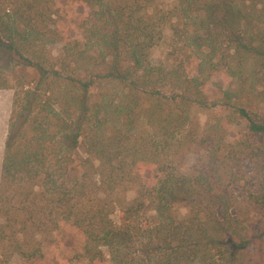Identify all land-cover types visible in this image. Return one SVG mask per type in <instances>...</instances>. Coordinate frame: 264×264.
I'll use <instances>...</instances> for the list:
<instances>
[{
    "label": "trees",
    "instance_id": "obj_1",
    "mask_svg": "<svg viewBox=\"0 0 264 264\" xmlns=\"http://www.w3.org/2000/svg\"><path fill=\"white\" fill-rule=\"evenodd\" d=\"M80 1L98 8L84 29L99 53L88 54L96 58L82 77L24 56L29 34L19 25L36 3L0 0L6 49L39 76L14 88L0 167V264L15 255L51 264L48 245L62 247L72 234L86 264H264V192H245L221 172L264 154L256 145L264 142V0H177L164 11L156 0ZM166 25L175 57L154 66L150 50ZM219 51L234 62L218 60L234 81L225 105L247 135L216 158L219 174L191 179L172 158L196 141L190 107L205 105V70L215 72ZM82 61L78 51L72 64ZM145 165L154 168L151 186ZM128 185L136 188L129 202L121 197Z\"/></svg>",
    "mask_w": 264,
    "mask_h": 264
},
{
    "label": "rangeland",
    "instance_id": "obj_2",
    "mask_svg": "<svg viewBox=\"0 0 264 264\" xmlns=\"http://www.w3.org/2000/svg\"><path fill=\"white\" fill-rule=\"evenodd\" d=\"M29 1L35 2L36 6L26 12L28 17L19 25V29H24L29 34V42H24L28 53H24V56L33 63L42 65L46 71L51 69L63 70L62 76L73 75V72H75L78 77H82L84 71H91V67L94 64L93 60L96 56H92L89 62L87 59L88 54H98L99 48L87 43L84 27L89 21V14L98 11V8L96 7L94 11H91L80 0ZM176 2L177 0H156L155 4L159 10L164 11L171 9ZM136 14H141V12ZM163 32L162 39L150 50L149 61L154 66H168L175 57V55L170 56V53L176 50L172 48L174 39L171 37V31L167 25ZM6 44L7 42L0 34V94L3 92L0 98H2V101L6 98L9 102L8 117L10 120L14 88L26 84L35 85L39 76L34 69L25 66L23 59H20L17 53L8 51ZM78 51L83 52L84 61L80 65H73L72 59L76 57ZM227 56L226 52H217L216 59H214V63L217 64L215 72L207 74L208 69L205 70L204 78H206L207 82L204 83L202 88L206 96L205 105L193 104L190 107L188 128L192 127V134L196 141L187 143L172 158L174 159L176 173L187 178L193 179L208 173L219 174L222 165L219 163V159L216 160V158L221 157L219 156L221 155L220 153L222 152L223 154L224 149H227L228 145L243 139L242 137L247 135L244 123L232 114L231 107L228 108L225 105L227 101L222 94L226 90L234 91L232 88L234 87V81L227 77L225 65L226 61L232 65L234 62H231L232 60ZM220 58L225 59V64L218 61ZM63 59H66L67 62L70 61V68L63 69L59 67ZM254 66L255 63H248L245 69L247 72L244 73V76L248 86L251 84V79L247 77H250ZM30 82L33 83L31 84ZM119 92L120 90L116 87L113 94ZM256 93V91H251L249 96L255 103L257 102L256 99H260L258 97L255 99ZM261 143L264 142L258 141L256 145ZM2 154L3 148L0 145V167ZM229 165V171L224 169L221 172L225 175L234 173L240 179V188H243L245 192L248 190L254 192L262 190L264 192V154L258 159L245 157ZM144 168L142 170L145 175L143 182L146 186H151L154 184V168L151 165H145ZM239 189L236 188L235 193L237 191L240 192ZM135 194L136 188L128 185L125 186L121 197L129 202L135 197ZM185 213L186 211L183 208L178 211L180 217L184 216ZM150 214L152 215L153 213L151 212ZM81 246L82 239L75 234H72L62 247L55 248L48 245L47 249L50 252L51 264H86L80 255ZM9 264L30 263L15 255Z\"/></svg>",
    "mask_w": 264,
    "mask_h": 264
},
{
    "label": "crops",
    "instance_id": "obj_3",
    "mask_svg": "<svg viewBox=\"0 0 264 264\" xmlns=\"http://www.w3.org/2000/svg\"><path fill=\"white\" fill-rule=\"evenodd\" d=\"M3 92H1L0 95H2ZM4 97V96H3ZM10 108L9 102L7 101L6 98H4V101H2V98H0V145L3 148L4 152V144L8 132V122H9V117H8V110ZM3 114V116H2ZM3 157V154H2ZM2 161V159H1Z\"/></svg>",
    "mask_w": 264,
    "mask_h": 264
}]
</instances>
